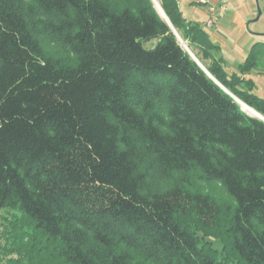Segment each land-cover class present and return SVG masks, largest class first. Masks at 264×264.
<instances>
[{
	"label": "trees",
	"instance_id": "trees-1",
	"mask_svg": "<svg viewBox=\"0 0 264 264\" xmlns=\"http://www.w3.org/2000/svg\"><path fill=\"white\" fill-rule=\"evenodd\" d=\"M158 3L206 71L264 118L246 78L264 74V43L229 74L177 0ZM40 33L73 60L48 56ZM152 164L178 181L151 191ZM193 171L232 204L194 188ZM1 210L20 212L64 264H218L192 221L239 264H264V121L207 76L151 0H0Z\"/></svg>",
	"mask_w": 264,
	"mask_h": 264
},
{
	"label": "rangeland",
	"instance_id": "rangeland-1",
	"mask_svg": "<svg viewBox=\"0 0 264 264\" xmlns=\"http://www.w3.org/2000/svg\"><path fill=\"white\" fill-rule=\"evenodd\" d=\"M156 1L158 2V0ZM248 1L253 3L251 4L255 10V19L257 17L256 3L253 2L255 0ZM180 3L182 4V6H180V11L186 14V16L188 15V19H192L193 16L189 17L188 13L190 9L189 1L180 0ZM258 3L261 9V16L256 22L248 24L249 32H253V30H262L264 32L263 2L262 0H258ZM40 39L42 48L48 56L60 61L73 60L67 50L63 49L52 39H49L43 34L40 35ZM155 44L156 41L147 43L145 44V49L150 50ZM204 64L207 65L206 62H204ZM258 79L262 81L260 82L261 84H264L263 78L259 77ZM257 87L259 88L258 90L261 91L260 87ZM146 177L150 190L159 192L169 189L179 179L177 173H173L169 178L162 177L157 167L153 164L146 169ZM188 179L194 188L210 195L217 203L232 204L231 199L219 183L202 180L199 178V174L196 171L189 173ZM187 225L188 228L197 235L199 246L203 252L207 253L218 264H239L228 241L221 234L206 233L200 230L198 225L193 221ZM0 264H64V262L57 254V245L33 231L29 227L26 218L20 212L1 210Z\"/></svg>",
	"mask_w": 264,
	"mask_h": 264
},
{
	"label": "crops",
	"instance_id": "crops-1",
	"mask_svg": "<svg viewBox=\"0 0 264 264\" xmlns=\"http://www.w3.org/2000/svg\"><path fill=\"white\" fill-rule=\"evenodd\" d=\"M188 1L190 5L189 17L193 16V18L188 19V15L186 16L180 11L183 19L187 22L198 23L204 29L212 44L218 47L216 58L222 60V65L229 74L237 72L238 65L244 61L250 48L255 43H264V32L262 30L248 31L249 25L247 24L249 21L254 20L255 16L252 2L248 0H227L228 11L212 28H206L203 23L209 18L208 7L199 4L197 0ZM208 1L213 5H217L219 2V0ZM253 2L256 3V1ZM177 3L180 10V6H182L180 0H177ZM205 62L207 65L210 63L209 61ZM259 77L264 79V74L251 72L246 75V78L251 79L256 86L255 94L264 98V84L260 83L262 81H259ZM257 86L260 87L261 91L258 90Z\"/></svg>",
	"mask_w": 264,
	"mask_h": 264
},
{
	"label": "water",
	"instance_id": "water-1",
	"mask_svg": "<svg viewBox=\"0 0 264 264\" xmlns=\"http://www.w3.org/2000/svg\"><path fill=\"white\" fill-rule=\"evenodd\" d=\"M152 2H153V4H154V6H155V8H156V6H158L159 7V9H160V11L162 12V14H163V16H164V19L161 17V15L159 14V16L167 23V25L169 26V28L171 29V31H172V33L174 34V36L176 37V39H177V41L180 43V45H181V47H183L182 46V44H183V41L180 39V37H179V35L177 34V32L174 30V28L172 27V25L169 23V21H168V19L166 18V16L164 15V13H163V11H162V9L160 8V5H159V3L156 1V0H151ZM256 1V7H257V17L254 19V20H252V21H249V23H251V22H256L258 19H259V17L261 16V9H260V7H259V3H258V0H255ZM157 11V10H156ZM248 23V24H249ZM247 24V25H248ZM184 47H186V46H184ZM184 50L187 52V54L195 61V63L207 74V76L210 78V79H212L225 93H227L228 95H230L239 105H240V107H241V102L238 100V99H236L233 95H231L226 89H224L207 71H206V69L199 63V61L194 57V55L187 49V48H184ZM255 112V111H254ZM255 114H256V116H254V117H256V118H258V119H260V120H262V121H264V118L262 117V116H260L258 113H256L255 112Z\"/></svg>",
	"mask_w": 264,
	"mask_h": 264
},
{
	"label": "built area",
	"instance_id": "built-area-1",
	"mask_svg": "<svg viewBox=\"0 0 264 264\" xmlns=\"http://www.w3.org/2000/svg\"><path fill=\"white\" fill-rule=\"evenodd\" d=\"M199 4L206 5L209 11V18L203 23L206 28H212L218 20L228 11L227 0H219L217 5L210 4L208 0H197ZM264 6V0H262ZM264 9V8H263Z\"/></svg>",
	"mask_w": 264,
	"mask_h": 264
},
{
	"label": "bare ground",
	"instance_id": "bare-ground-1",
	"mask_svg": "<svg viewBox=\"0 0 264 264\" xmlns=\"http://www.w3.org/2000/svg\"><path fill=\"white\" fill-rule=\"evenodd\" d=\"M156 10H157V12L161 15V17L164 19V16H163V14H162V12L160 11V9H159L158 6H156ZM182 46H183V48H187V47H184V46H185V43H183ZM241 108H242V110L245 111L247 114H249V115H251V116H256L255 112H254L252 109H250V108H248L247 106H245L244 104H241Z\"/></svg>",
	"mask_w": 264,
	"mask_h": 264
}]
</instances>
